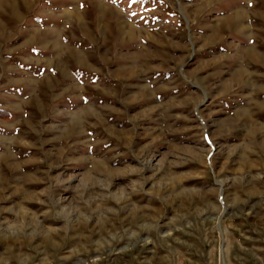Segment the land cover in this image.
<instances>
[{"label": "rangeland", "instance_id": "obj_1", "mask_svg": "<svg viewBox=\"0 0 264 264\" xmlns=\"http://www.w3.org/2000/svg\"><path fill=\"white\" fill-rule=\"evenodd\" d=\"M0 264H264V0H0Z\"/></svg>", "mask_w": 264, "mask_h": 264}, {"label": "trees", "instance_id": "obj_2", "mask_svg": "<svg viewBox=\"0 0 264 264\" xmlns=\"http://www.w3.org/2000/svg\"><path fill=\"white\" fill-rule=\"evenodd\" d=\"M0 115H2V117H3V116H6V115H8V113H7V112H5V111H0Z\"/></svg>", "mask_w": 264, "mask_h": 264}]
</instances>
